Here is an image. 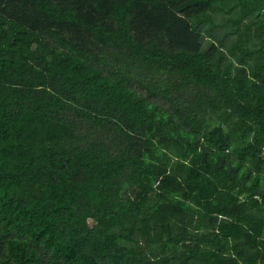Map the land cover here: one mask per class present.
Returning a JSON list of instances; mask_svg holds the SVG:
<instances>
[{
	"label": "trees",
	"instance_id": "trees-1",
	"mask_svg": "<svg viewBox=\"0 0 264 264\" xmlns=\"http://www.w3.org/2000/svg\"><path fill=\"white\" fill-rule=\"evenodd\" d=\"M0 264H264V0H0Z\"/></svg>",
	"mask_w": 264,
	"mask_h": 264
},
{
	"label": "bare ground",
	"instance_id": "bare-ground-1",
	"mask_svg": "<svg viewBox=\"0 0 264 264\" xmlns=\"http://www.w3.org/2000/svg\"><path fill=\"white\" fill-rule=\"evenodd\" d=\"M213 128V127H212ZM217 129V128H216ZM221 129V128H220Z\"/></svg>",
	"mask_w": 264,
	"mask_h": 264
}]
</instances>
